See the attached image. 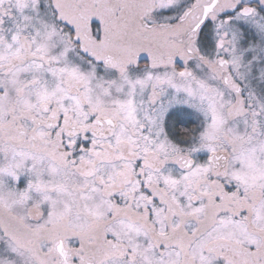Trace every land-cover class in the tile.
I'll return each instance as SVG.
<instances>
[{
  "label": "snow or ice",
  "instance_id": "1",
  "mask_svg": "<svg viewBox=\"0 0 264 264\" xmlns=\"http://www.w3.org/2000/svg\"><path fill=\"white\" fill-rule=\"evenodd\" d=\"M0 264H264V0H0Z\"/></svg>",
  "mask_w": 264,
  "mask_h": 264
}]
</instances>
